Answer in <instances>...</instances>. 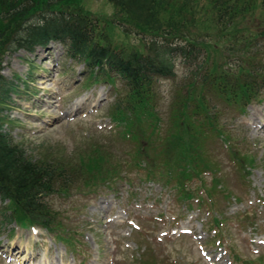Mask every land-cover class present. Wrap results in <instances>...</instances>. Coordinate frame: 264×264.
I'll return each mask as SVG.
<instances>
[{
	"label": "rangeland",
	"instance_id": "374dc122",
	"mask_svg": "<svg viewBox=\"0 0 264 264\" xmlns=\"http://www.w3.org/2000/svg\"><path fill=\"white\" fill-rule=\"evenodd\" d=\"M73 1L92 16H124L110 0ZM202 4L195 8L197 21ZM50 8L69 11L70 1L56 0ZM262 15L259 11L247 24L255 31L263 29ZM108 32L117 43L140 44L142 34L136 31L128 34L113 24ZM261 42L258 60L264 72ZM222 44L218 52L209 49L210 59L234 68L241 59L235 55L237 44L226 39ZM195 55L192 62L178 55L175 76L157 83L158 109L164 117L158 129L161 137L168 134L171 105H181L176 101L187 93L186 79L199 61H208L200 47ZM2 66L0 73L17 87L1 112L12 120L4 129L14 141L34 156L61 154L80 170V156L99 143L118 167L111 187L102 183L93 190V184L82 191L73 188L68 195L50 196L76 250L43 228L6 220L0 211V264H264V88L244 113L207 97L209 107L221 112L216 122L229 135L230 145L226 136H206V154L215 166L188 180L191 197L181 200L170 185L144 180L143 171L132 165L134 144L122 136L123 127L109 114L119 93H124L122 79L112 83L100 76L95 80L54 40L46 46L36 44L32 50L9 52ZM248 155L256 159L255 165L243 169L247 162L241 161ZM234 156L241 160L239 164ZM215 177L222 180V190L213 187ZM3 207L0 198V210ZM213 215L225 217L219 227Z\"/></svg>",
	"mask_w": 264,
	"mask_h": 264
},
{
	"label": "trees",
	"instance_id": "16d2710c",
	"mask_svg": "<svg viewBox=\"0 0 264 264\" xmlns=\"http://www.w3.org/2000/svg\"><path fill=\"white\" fill-rule=\"evenodd\" d=\"M69 1L68 11L50 8L56 0H0V72L7 53L21 48L32 50L36 44L46 46L54 40L64 46L67 57L83 63L95 80L100 76L112 83L122 79L124 93H119L109 114L115 124L123 127L122 136L134 144L132 165L143 171L144 180L170 185L181 200L190 198L187 181L215 166L206 154V136H226L225 143L230 145L229 135L216 122L221 112L209 107L207 97L213 96L244 113L264 88V72L258 60L264 28L255 31L247 24L259 11L263 16L264 0H110L124 16L108 19L92 16L79 1ZM201 2L197 21L195 8ZM199 23L204 28L199 30ZM113 24L128 34H142L140 44L114 41L108 32ZM222 39L237 44L234 54L241 59L234 68L226 69L210 59L209 49L221 50ZM199 47L206 51L208 61H199L186 79L187 93L179 95L176 103L181 105H171L168 134L161 137L158 129L164 117L158 109L157 83L175 76L178 55L192 62ZM13 91L17 92L16 85L0 73V198L4 204L0 211L6 220L22 227L44 228L76 250L66 235L60 212L49 198L55 193L68 195L73 188L82 191L93 184V190L102 183L111 187L117 162L110 160L111 153L99 143L80 156L81 170L61 154H29L4 129L12 120L1 112ZM236 156L239 164L241 160ZM255 160L248 155L241 161L247 162L246 167H241L251 168ZM213 180V187L222 190V180ZM224 218L213 215L216 225Z\"/></svg>",
	"mask_w": 264,
	"mask_h": 264
}]
</instances>
